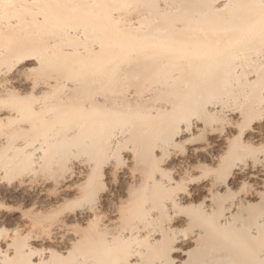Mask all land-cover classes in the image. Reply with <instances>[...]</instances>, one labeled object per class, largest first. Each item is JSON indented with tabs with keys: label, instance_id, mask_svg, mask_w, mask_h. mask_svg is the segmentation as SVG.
Returning <instances> with one entry per match:
<instances>
[{
	"label": "bare ground",
	"instance_id": "6f19581e",
	"mask_svg": "<svg viewBox=\"0 0 264 264\" xmlns=\"http://www.w3.org/2000/svg\"><path fill=\"white\" fill-rule=\"evenodd\" d=\"M0 264H264V0H0Z\"/></svg>",
	"mask_w": 264,
	"mask_h": 264
},
{
	"label": "rangeland",
	"instance_id": "374dc122",
	"mask_svg": "<svg viewBox=\"0 0 264 264\" xmlns=\"http://www.w3.org/2000/svg\"><path fill=\"white\" fill-rule=\"evenodd\" d=\"M27 76H28V75H27ZM28 77H29V79H31L33 76L29 74V76H28Z\"/></svg>",
	"mask_w": 264,
	"mask_h": 264
}]
</instances>
